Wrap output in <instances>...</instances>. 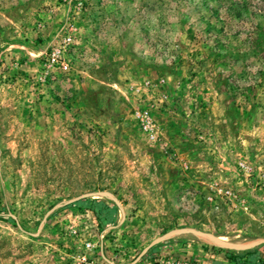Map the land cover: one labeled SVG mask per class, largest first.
<instances>
[{"label": "rangeland", "instance_id": "374dc122", "mask_svg": "<svg viewBox=\"0 0 264 264\" xmlns=\"http://www.w3.org/2000/svg\"><path fill=\"white\" fill-rule=\"evenodd\" d=\"M0 264H264V0H0Z\"/></svg>", "mask_w": 264, "mask_h": 264}, {"label": "trees", "instance_id": "16d2710c", "mask_svg": "<svg viewBox=\"0 0 264 264\" xmlns=\"http://www.w3.org/2000/svg\"><path fill=\"white\" fill-rule=\"evenodd\" d=\"M252 42H254V40ZM255 44H256V46H258V43L256 41H255ZM90 210H92L98 216L97 210H95V209H90Z\"/></svg>", "mask_w": 264, "mask_h": 264}]
</instances>
